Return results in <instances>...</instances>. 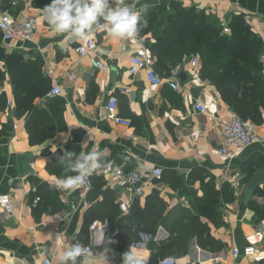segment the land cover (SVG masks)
Masks as SVG:
<instances>
[{"label":"crops","instance_id":"crops-1","mask_svg":"<svg viewBox=\"0 0 264 264\" xmlns=\"http://www.w3.org/2000/svg\"><path fill=\"white\" fill-rule=\"evenodd\" d=\"M173 1L203 11L222 33L223 24L228 26L233 16L242 15L264 44V0H122L141 13V21H147L137 35L114 37L97 28L101 20L85 38L74 40L57 33L44 19L43 10L27 1L11 0L0 9L16 21L27 15L37 18L30 40L1 39V46L8 53L19 52L24 60L39 56L40 75L49 83L46 94L34 101L39 113L28 119L27 114L15 113L8 74L0 78V94L6 96L0 107V192L9 194L13 204L11 214L0 208V264H43L44 258L57 264L58 253L77 241L95 251L107 247L110 264H121V254L129 246L147 255L148 264L165 257L176 264H264V219H258L250 205H264V196L256 188L248 200L244 190L249 178L242 169L249 160L259 164L255 170L264 169V143L244 147L232 159L217 154L221 126L235 113L213 82L202 79L200 69L192 70L191 55L167 75L155 70L162 77L158 85L148 80L144 70L128 72L130 57L142 50L135 37H141L146 54L152 57L149 46L162 32L160 18L170 12ZM114 3L120 6L121 0ZM88 38L96 44L92 56L106 64V70L75 52ZM152 60L154 64L155 57ZM262 64L264 71V60ZM180 66L186 74L184 82L177 78ZM171 80L180 89L171 88ZM55 84L61 93L50 97ZM111 96L116 98V118L128 120V125L108 115ZM197 102L203 104V112L196 110ZM254 124L264 130V116ZM69 145L78 148L77 154L95 147L107 164L90 175L88 205L76 210L71 203H78L81 191L55 188L58 177L47 169ZM25 155L31 158L32 172L21 174L17 157ZM113 166L160 168L162 178H148L143 194L134 196L130 188L114 185L108 173ZM209 179L219 193L212 219L198 214ZM43 184L53 190L44 189V197L37 193ZM258 188L264 189V184ZM35 197L40 200L33 205ZM121 202L127 204L126 212L119 209ZM93 222L102 228L91 230ZM98 240L105 244L94 247ZM246 246L255 248L253 256L232 257V248L242 251Z\"/></svg>","mask_w":264,"mask_h":264},{"label":"trees","instance_id":"trees-1","mask_svg":"<svg viewBox=\"0 0 264 264\" xmlns=\"http://www.w3.org/2000/svg\"><path fill=\"white\" fill-rule=\"evenodd\" d=\"M10 1L0 0V9L3 10ZM49 3L50 0L31 2L42 10ZM169 6L171 10L166 14L168 25L149 46L151 56L155 57L153 70L167 75L170 69L183 62L184 57L196 54L200 59V77L213 82L221 99L232 111L242 119L261 123L264 116V71L260 54L264 44L260 36L251 29L242 15L231 18L228 25L230 33L224 34L219 24L211 22L203 11L183 7L174 1ZM0 62L3 63L0 66V78L8 74L13 86L15 113L27 114L28 119L32 118L40 111L35 106V99L43 97L49 89L48 79L40 75L41 58L38 56L33 61L24 60L17 51L6 52L1 46L0 36ZM3 102H6V96L2 92L0 107ZM32 141H36V137L32 136ZM77 150L74 145L66 148V151L75 153ZM256 167L259 164L252 160L243 164L246 179ZM47 169L57 177L63 172L57 160L49 163ZM223 188L228 190V184ZM44 189L53 191L43 184L37 193L42 194ZM96 191L100 192V189ZM256 192L264 196L263 188H257ZM218 196L213 181L209 179L204 183V197L198 205V214L212 219L217 213ZM250 205L257 218L264 219V205L256 202Z\"/></svg>","mask_w":264,"mask_h":264},{"label":"built area","instance_id":"built-area-1","mask_svg":"<svg viewBox=\"0 0 264 264\" xmlns=\"http://www.w3.org/2000/svg\"><path fill=\"white\" fill-rule=\"evenodd\" d=\"M17 1H27L26 4L30 5L31 0H17ZM37 24V18L33 15H27L22 20L16 21L11 18L5 12L0 13V36L2 41L8 42L12 39H18L20 41H27L32 38L35 33ZM98 29L109 31V26L102 22L97 25ZM222 31L225 34L230 33V29L226 24H223ZM137 41L141 44L142 50L139 53L133 54L130 57V66L128 72L130 75L136 74L140 70H144L148 80L158 85L162 81L160 77L153 70V60L152 57L148 56L144 49V44H142L141 37H135ZM96 51V44L92 38H88L83 45H79L75 48V52L79 56L90 57L91 63L94 67L100 70H106V64L95 59L92 53ZM264 60V56L261 57V61ZM190 65L194 72L198 71L200 68V59L197 55L193 54L190 56ZM169 86L175 90L180 89L178 82L171 80L169 81ZM61 90L57 84L51 89L49 96L54 97L59 95ZM195 108L199 112L205 110L202 103H196ZM116 110V98L111 96L107 102L108 115L114 118L117 122H122L125 125L129 124L128 120H120L116 118L114 111ZM264 143V130H258L256 125L249 121L240 118L237 114H232L230 118L223 122L221 126V141L220 147L217 149V154L224 156L228 159L234 158L239 151L244 147L250 146L252 144ZM110 178L113 179L114 185L118 188H130L134 196H141L143 194L144 186L147 183L148 178L159 180L162 176V170L160 168H152L150 170H145L140 167L133 168L131 170H125L121 166H113L108 171ZM236 188V185H233ZM90 176L84 185L77 188L75 191H81L80 199L77 204L71 203L72 210H76L79 205H88L86 201V194L90 190ZM74 191V192H75ZM40 200L39 197H35L32 201L33 205H36ZM0 208L4 210L5 213L11 214L13 211V204L9 194L0 192ZM119 209L122 212H126L128 207L124 202L119 203ZM89 228L91 230L101 229L102 225L97 222L90 224ZM86 251H95L89 245L84 246ZM255 254V248L253 246H246L240 251L237 247L231 249V255L233 258H237L240 255L245 257H250ZM43 264H52L49 258H44ZM156 264H176L175 260L171 257L160 258Z\"/></svg>","mask_w":264,"mask_h":264},{"label":"clouds","instance_id":"clouds-1","mask_svg":"<svg viewBox=\"0 0 264 264\" xmlns=\"http://www.w3.org/2000/svg\"><path fill=\"white\" fill-rule=\"evenodd\" d=\"M44 19L59 34H66L69 40L82 39L101 20L109 26L110 34L118 38H131L137 35L140 26H147L141 21V13L131 7L116 6L114 0H50L44 6ZM63 172L57 178L54 187L68 192L84 185L94 172L107 166L103 153L95 147L79 154L65 151L58 157ZM75 239V237H74ZM105 240H98L94 247L103 246ZM109 249L86 251L80 242H75L56 256L57 264H97L98 260L110 264L107 255ZM149 257L129 246L121 254V264H148Z\"/></svg>","mask_w":264,"mask_h":264},{"label":"water","instance_id":"water-1","mask_svg":"<svg viewBox=\"0 0 264 264\" xmlns=\"http://www.w3.org/2000/svg\"><path fill=\"white\" fill-rule=\"evenodd\" d=\"M160 23H161L160 26L162 30L168 25L167 17L162 16L160 18ZM177 78L180 82H184L186 80V74H185L183 66H180L178 68ZM12 126H13V123L10 119L8 121V127L12 128ZM30 162H31V158H29L28 155L18 156L17 163L19 165V171H20L19 173L21 174L31 173L32 170L30 168ZM263 184H264V169L258 168L251 174L245 186L244 194L248 198V200L251 198L255 189L260 187Z\"/></svg>","mask_w":264,"mask_h":264},{"label":"rangeland","instance_id":"rangeland-1","mask_svg":"<svg viewBox=\"0 0 264 264\" xmlns=\"http://www.w3.org/2000/svg\"><path fill=\"white\" fill-rule=\"evenodd\" d=\"M260 60H261V58H260Z\"/></svg>","mask_w":264,"mask_h":264}]
</instances>
